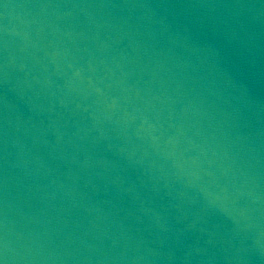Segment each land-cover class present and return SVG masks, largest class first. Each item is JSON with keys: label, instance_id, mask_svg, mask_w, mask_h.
I'll return each instance as SVG.
<instances>
[{"label": "water", "instance_id": "water-1", "mask_svg": "<svg viewBox=\"0 0 264 264\" xmlns=\"http://www.w3.org/2000/svg\"><path fill=\"white\" fill-rule=\"evenodd\" d=\"M0 264H264V0H0Z\"/></svg>", "mask_w": 264, "mask_h": 264}]
</instances>
